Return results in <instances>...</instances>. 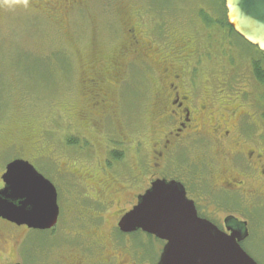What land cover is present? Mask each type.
I'll list each match as a JSON object with an SVG mask.
<instances>
[{"label": "rangeland", "instance_id": "374dc122", "mask_svg": "<svg viewBox=\"0 0 264 264\" xmlns=\"http://www.w3.org/2000/svg\"><path fill=\"white\" fill-rule=\"evenodd\" d=\"M223 1L88 0L80 12L67 17L62 30L44 10L10 0L0 5V175L10 161H27L53 184L59 208L51 233L19 229L16 235L24 240L23 245L2 238L0 263H63L70 254L86 249L93 252L94 238L98 237L101 241L96 243L102 244L103 256L116 257L119 264H156L162 242L141 233L137 237L121 235L115 227L121 214L134 204V196L153 178L152 173L154 177L175 176L178 171L150 168L152 141L162 136L152 111L148 112L155 102V90L140 71L127 74L124 68L126 86L115 85L108 90L112 121L97 118L90 133L85 123L90 95L84 80L95 71L101 72L103 60L121 51L125 42L123 22L130 21L135 7L155 32L168 22L180 23L185 30L196 26L203 34V53L217 60L218 67L229 61L222 74L227 82L217 89L218 105L230 103L228 97L233 99L237 110L232 123L249 109L253 120L244 119L249 130L261 132L264 83L260 86L250 76L245 98L233 95L243 85L237 84V76L249 71L244 68L261 54L217 25L223 15ZM89 62L93 69L87 68ZM209 147L205 145L203 153L209 154ZM113 151L122 154L121 160L111 155ZM189 152L193 160L197 150ZM134 176L136 186L128 187ZM205 184L206 195L211 194L208 182ZM105 202L108 205L104 208L101 203ZM89 214L90 221L94 216L102 219L90 225L85 219ZM207 216L221 227V213ZM238 218L248 221L250 227V236L241 247L255 262L264 264V210L256 216ZM0 231L13 233L1 226Z\"/></svg>", "mask_w": 264, "mask_h": 264}, {"label": "flooded vegetation", "instance_id": "af4514ba", "mask_svg": "<svg viewBox=\"0 0 264 264\" xmlns=\"http://www.w3.org/2000/svg\"><path fill=\"white\" fill-rule=\"evenodd\" d=\"M7 1L9 0H0V5ZM10 1L23 4V0ZM87 1L27 0V5L46 11L54 25L62 30L65 21H68L67 17L71 13L80 12ZM131 13L130 21L123 22L125 42L121 43V51L103 60L101 72L95 71L84 80L90 95L89 115L85 119L86 129L91 133L90 128L94 127L97 118L112 121L110 113L113 106L109 104L108 90L115 85L126 86L128 79L122 75L124 68L127 74L138 70L144 75L146 83L155 90V102L148 112L150 114L152 111L151 114L157 120L162 133L158 140L152 141L150 168L160 169L161 172L165 167H170L177 168L178 171L175 176L162 174L160 177H154L152 173L153 178H149L142 193L134 196V204L119 217L115 224L116 230L118 231L120 218L137 204L138 198L150 188L152 182L159 179L174 180L182 184L187 199L193 202L199 217L209 220L207 215L221 213V230L226 231L223 221L227 217L242 221L239 216H256L264 210V129L257 134L249 130V122L244 120H253L249 109L232 123L230 120L237 110L233 99L228 97L230 103L218 105L217 89L225 86L227 82L226 78L223 80L222 74L229 68L228 64H225L229 61L226 60L223 66L221 64L218 67L217 60L203 53V34L196 26L185 30L180 23L168 22L155 32L144 20L145 16H139L135 7ZM194 33L197 39L193 36ZM87 68L94 67L89 62ZM249 71L251 73L253 69L250 67ZM236 79L237 84L243 85L242 89L233 95H237V98L244 95L245 98L247 93L244 88L247 86L246 81L250 80V75L241 73ZM205 145H210L209 154L203 153ZM189 150H197L193 160L189 159ZM63 173L72 175L68 170H63ZM203 180L208 182L211 194L206 195V190L202 187L204 184L206 188ZM135 183L134 176L133 181L127 185L136 186ZM2 186L1 182L0 188ZM101 204L104 208L108 205L106 202ZM89 217L90 214L85 219L90 225L97 224L102 219L101 216H94L90 221ZM245 222L248 239L250 227L249 222ZM0 226L13 231L12 234L0 231V240H13L15 244L22 243L21 245L24 240L19 239L16 231L20 229L26 233L31 230L1 219ZM52 231L54 228L46 232ZM120 234L137 237L135 233ZM98 240L101 241V238L95 237L93 242L99 247L95 256L93 253L96 252V247L91 253L87 252V249L78 250L80 253L70 254L69 260L63 263L62 260H57L54 264H119L116 257L103 256L100 252L102 244L96 243ZM134 250L137 252L135 248Z\"/></svg>", "mask_w": 264, "mask_h": 264}, {"label": "water", "instance_id": "95a60500", "mask_svg": "<svg viewBox=\"0 0 264 264\" xmlns=\"http://www.w3.org/2000/svg\"><path fill=\"white\" fill-rule=\"evenodd\" d=\"M224 5L234 33L264 54V0H225ZM1 181V220L37 231L56 225V190L32 165L9 162ZM224 224L229 234L197 216L180 183L156 180L117 227L164 242L157 264H257L240 246L248 236L246 223L227 217Z\"/></svg>", "mask_w": 264, "mask_h": 264}, {"label": "trees", "instance_id": "16d2710c", "mask_svg": "<svg viewBox=\"0 0 264 264\" xmlns=\"http://www.w3.org/2000/svg\"><path fill=\"white\" fill-rule=\"evenodd\" d=\"M219 19V18H218ZM209 24V22H207ZM217 25L227 29L230 34L235 35V33L233 32V30L231 29V27L227 24L226 19H225V13H223V15L220 17V19L217 21ZM237 36V35H235ZM232 48H234V45L232 46ZM260 53V52H259ZM221 54L224 55L225 52L223 50H221ZM261 56L259 59H252L250 62V67L253 69V71L250 73V71H246V75H250L254 81V83L258 84V85H262L264 83V69L263 66L261 65L262 63V58H264V54L260 53ZM231 65L233 67H236L237 64L234 61H231ZM250 67H246L245 70H249ZM250 73V74H249ZM111 155L116 159V160H121L122 158V154L117 152V151H113L111 153ZM149 239H151V237L147 236ZM142 248V247H140Z\"/></svg>", "mask_w": 264, "mask_h": 264}, {"label": "clouds", "instance_id": "9594fccd", "mask_svg": "<svg viewBox=\"0 0 264 264\" xmlns=\"http://www.w3.org/2000/svg\"><path fill=\"white\" fill-rule=\"evenodd\" d=\"M23 5L26 7L27 6V0H23Z\"/></svg>", "mask_w": 264, "mask_h": 264}]
</instances>
